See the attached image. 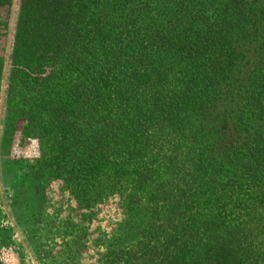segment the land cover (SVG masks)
Returning <instances> with one entry per match:
<instances>
[{
	"label": "trees",
	"instance_id": "16d2710c",
	"mask_svg": "<svg viewBox=\"0 0 264 264\" xmlns=\"http://www.w3.org/2000/svg\"><path fill=\"white\" fill-rule=\"evenodd\" d=\"M14 2L9 66L45 167L81 209L125 198L134 236L105 264H264V0H0V14Z\"/></svg>",
	"mask_w": 264,
	"mask_h": 264
},
{
	"label": "rangeland",
	"instance_id": "374dc122",
	"mask_svg": "<svg viewBox=\"0 0 264 264\" xmlns=\"http://www.w3.org/2000/svg\"><path fill=\"white\" fill-rule=\"evenodd\" d=\"M15 14V2L0 14V261L105 264L114 244L126 247L134 236L124 226L131 224L125 198L103 195L93 208L81 209L60 170L45 167L50 146L40 121L30 116V95L23 87L17 93L9 66ZM149 209L142 195L132 219L145 220Z\"/></svg>",
	"mask_w": 264,
	"mask_h": 264
},
{
	"label": "water",
	"instance_id": "95a60500",
	"mask_svg": "<svg viewBox=\"0 0 264 264\" xmlns=\"http://www.w3.org/2000/svg\"><path fill=\"white\" fill-rule=\"evenodd\" d=\"M0 264H2L1 261H0Z\"/></svg>",
	"mask_w": 264,
	"mask_h": 264
}]
</instances>
